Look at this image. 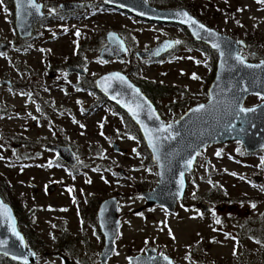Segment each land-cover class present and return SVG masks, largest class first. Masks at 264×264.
Returning <instances> with one entry per match:
<instances>
[{"label": "rangeland", "instance_id": "1", "mask_svg": "<svg viewBox=\"0 0 264 264\" xmlns=\"http://www.w3.org/2000/svg\"><path fill=\"white\" fill-rule=\"evenodd\" d=\"M41 1L53 15L21 39L14 13L12 17L7 0H0V41L10 42L0 51V79L11 81L0 84V172L8 178L1 194L5 199L24 198L16 215L20 229L33 237L35 264H63L64 256L73 260L97 256L101 234L81 211L88 200L109 195L118 197L121 218L111 263L124 262L150 245L181 264H192L196 256L209 264H264V149L246 152L239 140L210 143L187 173L183 201L174 210L147 206L135 185L153 187L156 165L149 163L150 154L138 134L128 132L125 111L87 86L103 72L123 70L151 90L162 118L169 122L206 100L205 86L216 63L212 55L191 42L180 24L148 20L101 0H82L90 4L74 15L60 13L62 0ZM147 1L160 7L186 6L220 31L248 37L249 45L241 50L247 59L264 58L261 0ZM109 29H116L128 44L121 58L102 59L98 54L104 44L99 45L98 38ZM171 36L179 43L167 55L156 60L136 55L137 49ZM77 61L86 68L85 74L66 70L67 64ZM261 100L259 94H250L245 105ZM12 137L39 141L33 147L38 152L10 160L6 150L24 146L11 142ZM57 138L73 148L77 163L72 168L47 147ZM113 140L127 150L115 151ZM256 175L263 177L262 182L255 181ZM50 184L55 185L53 190L48 189ZM200 199H209L212 208L203 211Z\"/></svg>", "mask_w": 264, "mask_h": 264}, {"label": "water", "instance_id": "2", "mask_svg": "<svg viewBox=\"0 0 264 264\" xmlns=\"http://www.w3.org/2000/svg\"><path fill=\"white\" fill-rule=\"evenodd\" d=\"M12 1L14 25L20 38L29 37L37 22L51 16V11L45 9L41 0ZM101 1L148 20L180 24L188 30L193 39L205 43L217 53L206 100L192 104L169 122L162 118L154 101L125 71L109 70L94 80L97 90L125 111L136 124L151 160L156 165V183L141 192L145 205L160 204L168 210H174L178 202L184 198L188 183L187 173L194 170L198 154L206 145L239 140L246 152L264 149V58L257 61L247 59L241 51L247 47V41L243 37H234L208 25L186 6L160 7L147 0ZM89 4L90 1L62 0L58 6L61 11L68 12ZM201 24L204 25L203 29L199 27ZM105 39L106 42L98 53L102 59L121 58L127 53L128 44L116 29L107 30ZM176 42L175 37H164L146 49H137L136 55L148 59L157 58L170 51ZM9 46V41H0V51ZM66 70L86 73L85 67L73 63L67 64ZM115 74H119L123 79L117 78ZM0 84H11V81L0 79ZM254 93L262 96V100L256 104L245 105L246 97ZM200 105L206 107L200 112H194L193 109ZM152 144L156 145L155 150ZM111 145L115 151L127 150L126 147H121L118 141H113ZM48 146L54 148L58 157L68 165L74 166L77 163L76 154L69 144ZM189 159H192L191 164L187 163ZM254 178L259 180L261 176L256 175ZM54 188V184L48 186L49 190ZM199 207L203 211H208L212 208V202L201 200ZM141 209L140 206L135 211ZM96 214L104 243L99 254V262L92 264H110L108 258L115 249V236L121 222L118 197L109 195L102 198ZM0 253L23 264H35L38 259V253L29 245L24 232L20 229L13 205L1 193ZM63 264L78 263L65 257ZM124 264L180 263L175 262L170 255L147 247L145 252L130 255Z\"/></svg>", "mask_w": 264, "mask_h": 264}, {"label": "trees", "instance_id": "3", "mask_svg": "<svg viewBox=\"0 0 264 264\" xmlns=\"http://www.w3.org/2000/svg\"><path fill=\"white\" fill-rule=\"evenodd\" d=\"M102 2V1H101ZM102 4L103 5H106L107 6V4H105L104 2H102ZM226 4H228V3H226ZM7 6H8V8L11 10V12H12V17H13V11H14V6H13V1L12 0H7ZM109 6V5H108ZM227 6V5H226ZM118 9H120V8H118ZM60 10V9H59ZM228 11H231V10H228ZM62 11L60 10V13H61ZM128 12V11H127ZM62 14V13H61ZM204 22H206V21H204ZM250 37V36H249ZM246 41H247V46L249 45V43H250V39L248 38V37H245L244 38ZM191 40V42H195V44L196 45H198V46H200V47H203V48H205L206 49V51H208L211 55H212V62H213V64L216 62V58H217V53H216V51L214 50V49H211L208 45H206L205 43H203V42H199V41H196L195 39H193V38H191L190 39ZM105 33H102L101 34V36L98 38V41L97 42H99V45L101 44V43H104L105 44ZM98 45V46H99ZM169 53V52H168ZM167 55V54H166ZM154 60H156V59H159L158 57L157 58H153ZM213 75V70H212V72H211V76ZM210 76L208 77V79H207V85L205 86V91H207V86L209 85V82H210ZM88 87H90L93 91H96L97 93L98 92H100V91H98L97 90V88L95 87V84H94V81L90 84V85H87ZM141 87H142V89L148 94V96L154 101V103H156V101H155V98H154V96H153V94H152V92H151V90L150 89H148V88H146L145 86H143V85H141ZM103 95V94H102ZM103 97L105 98V99H107L104 95H103ZM117 106V105H116ZM115 106V107H116ZM118 107V106H117ZM119 111H121V112H124L123 110H120V108L118 107L117 108ZM186 109V108H185ZM124 115H125V118H126V122H127V124H128V126H127V130H128V132H135V133H137L138 134V137L140 138V139H142V136H141V134H140V132H139V129L137 128V126H136V124L129 118V116L127 115V114H125L124 113ZM143 140V139H142ZM14 141H17V142H23L24 143V146H22L21 148H14L13 146H12V148H10L9 150H6V155L8 156V158L10 159V160H12V161H17V160H22V159H27V158H31V157H33L35 154H36V151H34V152H32L31 150H32V148L34 147L33 146V140L32 139H28V138H25V140H21V139H18V138H16V137H12L11 138V142H14ZM142 148H143V150L145 151V152H147V147H146V145H145V143H144V141H143V144H142ZM148 160H149V163H152L153 161L151 160V157L150 156H148ZM59 162H61L60 160H58ZM7 180H8V178H7V176L4 174V173H2V172H0V193L5 189V188H7L8 187V182H7ZM135 189L137 190V191H140V192H142L143 190H145V189H148V186L147 185H144V184H140V185H135ZM6 200H8L12 205H13V207H14V209H15V212H16V214L19 212V210H21L22 208H23V206H24V198L22 197V196H15V195H9V197H8V199H6ZM98 201H99V199L98 200H95V202H94V200H88L87 201V205L85 206V207H83V209H82V211H81V213H82V217L84 218V219H91V220H93V222H94V224H95V226L98 228V224H97V217H96V208H97V204H98ZM18 217V216H17ZM19 218H20V216H19ZM18 222H19V220H18ZM25 233V236H26V239H27V241H28V243H29V245H31V243L33 242V237H32V235H30L29 234V232L27 231V233L26 232H24ZM32 246V245H31ZM20 262H18V261H15V260H13V259H10L9 257H7L5 254H1L0 253V264H19Z\"/></svg>", "mask_w": 264, "mask_h": 264}, {"label": "flooded vegetation", "instance_id": "4", "mask_svg": "<svg viewBox=\"0 0 264 264\" xmlns=\"http://www.w3.org/2000/svg\"><path fill=\"white\" fill-rule=\"evenodd\" d=\"M77 10V9H76ZM74 12H75V10H72V11H68V12H64V11H62L61 13L62 14H64V15H74ZM53 15V13L51 12V16ZM50 16V17H51ZM204 22V21H203ZM38 23V22H37ZM36 23V24H37ZM206 23V22H205ZM35 24V25H36ZM35 27V26H34ZM30 37V36H29ZM171 37H173V36H171ZM25 38H27V37H25ZM21 39H24V38H21ZM175 46V45H174ZM174 46L172 47V48H174ZM168 52H170V51H168ZM167 52V53H168ZM167 53H165L164 55H166ZM164 55H162V56H164ZM162 56H160V57H158V58H161ZM148 59V58H147ZM73 64H76V65H79V62L77 61V62H75V63H73ZM71 73H76V72H71ZM75 86H77V85H75ZM56 142L54 143H48V144H68V143H66V141L65 140H63V139H60V138H57V140H55ZM113 141H117V140H113ZM112 141V142H113ZM39 143V141H35V140H33V146L35 147V145L36 144H38ZM48 144H47V147L48 148H52V147H49L48 146ZM112 144V143H111ZM120 144V143H119ZM70 145V144H69ZM71 146V145H70ZM112 146V145H111ZM121 146V145H120ZM121 147H123V146H121ZM52 149H54V148H52ZM73 149V148H72ZM55 150V149H54ZM32 152H34V151H36V150H33V148H32V150H31ZM56 151V150H55ZM36 152H38V151H36ZM56 153H57V151H56ZM58 156V155H57ZM62 160V159H61ZM68 165V164H67ZM76 165V164H75ZM69 167H73V166H70V165H68ZM255 179V178H254ZM262 180H263V177L261 176V178L259 179V180H256L255 179V181L256 182H262ZM187 187H188V184H187ZM186 190H187V188H186ZM185 195H186V191H185V194H184V197H185ZM101 200V199H100ZM100 200L98 201V204H99V202H100ZM200 200H202V199H200ZM199 200V201H200ZM209 200V199H208ZM181 201H183V199L181 200ZM181 201H179V202H181ZM210 201V200H209ZM178 202V203H179ZM98 204H97V207H98ZM85 206V205H84ZM96 211H97V208H96ZM96 217H97V214H96ZM19 223V222H18ZM97 224H98V222H97ZM97 232L98 233H100L101 234V237H100V241H99V243H98V249H99V252H98V254H97V256H94L93 258H89V259H85V258H83V257H80V258H78V259H76V260H74L75 262H77L78 264H92V263H96V262H99V254H100V251H101V249H102V246H103V243H104V238H103V234H102V232H101V230H100V228H99V226H98V228H97ZM117 233H118V231H117ZM25 234V233H24ZM117 235V234H116ZM26 237V236H25ZM116 237V236H115ZM27 240V239H26ZM28 242V241H27ZM101 246V247H100ZM32 247V246H31ZM147 247H153V246H147ZM147 247L143 250V251H138V252H135V253H133V254H137V253H140V252H145L146 251V249H147ZM115 248H116V246H115ZM153 248H155V247H153ZM156 250H157V252H161L160 250H158L157 248H155ZM114 251H115V249H114ZM114 251H113V253H114ZM112 253V254H113ZM161 253H163V254H165V255H168V254H166V253H164V252H161ZM111 254V255H112ZM110 255V256H111ZM130 255H132V254H130ZM130 255H128V257H127V259H126V261H124V262H120V261H115V262H112V263H120V264H124V263H126L127 261H128V258H129V256ZM171 256V255H170ZM66 256H64V258H65ZM172 257V256H171ZM110 258V257H109ZM109 258H108V263H110V264H112L111 262H109ZM70 259V258H69ZM172 259L175 261V262H177V263H180V262H178L174 257H172ZM202 259V257H197L196 256V258H193L192 259V264H202V263H204V262H206V263H208L207 261H205V260H201ZM73 260V259H72ZM63 262H64V259H63ZM181 264V263H180ZM209 264V263H208Z\"/></svg>", "mask_w": 264, "mask_h": 264}, {"label": "snow or ice", "instance_id": "5", "mask_svg": "<svg viewBox=\"0 0 264 264\" xmlns=\"http://www.w3.org/2000/svg\"><path fill=\"white\" fill-rule=\"evenodd\" d=\"M261 2H264V0H261ZM34 7H35V5H34ZM185 15H186V13H185ZM193 23H195V21H193ZM199 27L201 28V29H203L204 28V25H199ZM78 34V33H77ZM177 43H179L178 41H177ZM0 54H2V53H0ZM116 75V77L117 78H119V79H123V77H120L119 76V74H115ZM193 78H197L196 76H195V74H193ZM206 106L205 105H200L198 108H196V109H193V111L194 112H200L202 109H204ZM240 111H253L252 109H240ZM170 127V126H169ZM150 142H151V139H150ZM152 147H153V149L155 150L156 149V145L155 144H152ZM217 155H220V153L218 152L217 153ZM157 159H158V157H157ZM187 163L188 164H191L192 163V159H189L188 161H187ZM181 175H183V174H181ZM71 191V190H70ZM217 223H219V220H217ZM13 230H14V228H13ZM17 235H18V233H17Z\"/></svg>", "mask_w": 264, "mask_h": 264}]
</instances>
